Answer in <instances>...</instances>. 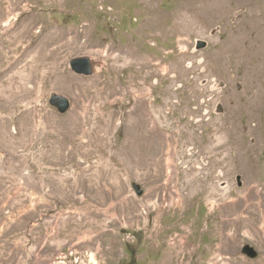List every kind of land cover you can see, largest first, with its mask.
<instances>
[{"label": "rangeland", "instance_id": "rangeland-1", "mask_svg": "<svg viewBox=\"0 0 264 264\" xmlns=\"http://www.w3.org/2000/svg\"><path fill=\"white\" fill-rule=\"evenodd\" d=\"M196 1L0 0V264H264V97L219 60L264 0Z\"/></svg>", "mask_w": 264, "mask_h": 264}, {"label": "bare ground", "instance_id": "bare-ground-1", "mask_svg": "<svg viewBox=\"0 0 264 264\" xmlns=\"http://www.w3.org/2000/svg\"><path fill=\"white\" fill-rule=\"evenodd\" d=\"M229 1L204 0L202 2V9L196 10L197 13L193 11L192 14L202 21L207 17L211 21L223 19L230 12L228 8ZM236 1L238 4L249 3V0ZM195 2L197 1L195 0ZM261 17L263 15L246 18L236 30L233 29L234 33L232 32L233 34L221 43L222 50H220L219 58L220 62H222L224 60L223 56L227 54L230 60H234L241 68H244L242 77L245 84L248 90L256 87L259 88L260 93L258 92L259 94H257L259 98L261 96L264 97V20L260 24L259 18ZM254 22L255 25H252ZM247 25L250 26L247 28ZM254 60H256V63L253 62ZM248 102L251 105H255V101L252 98L248 99Z\"/></svg>", "mask_w": 264, "mask_h": 264}, {"label": "water", "instance_id": "water-1", "mask_svg": "<svg viewBox=\"0 0 264 264\" xmlns=\"http://www.w3.org/2000/svg\"><path fill=\"white\" fill-rule=\"evenodd\" d=\"M208 47L206 41H197V49H205ZM70 69L77 75L92 76L95 71L94 60L89 56L75 57L70 62ZM49 104L56 108L60 114H66L71 108V101L68 97L58 93H51L49 98ZM222 108V107H221ZM220 108L219 112H222ZM237 183L239 187H243L242 177H237ZM138 195L143 194V190L140 185H134ZM242 253L251 259L259 257V251L252 245L247 244L243 247Z\"/></svg>", "mask_w": 264, "mask_h": 264}, {"label": "crops", "instance_id": "crops-1", "mask_svg": "<svg viewBox=\"0 0 264 264\" xmlns=\"http://www.w3.org/2000/svg\"><path fill=\"white\" fill-rule=\"evenodd\" d=\"M37 50H39V49L32 50L31 56H29V54H28V56H26V58H27L26 60H28L29 57H32L31 58L32 59L31 60V63L34 64V66L37 63V60H36V55H37V52H38ZM21 65H22V63H21ZM18 73L22 74V71H20V72L19 71H16L15 72V74H18ZM10 75L13 76L12 74H10ZM58 81L59 80L56 79L54 82L58 83ZM250 183L252 184L253 181L250 182ZM222 190H224V189L222 188ZM233 190H235V189H232L231 188L229 192L231 193ZM238 195H239V197H238L236 203H237L238 208L241 209V210H247L248 203L253 199V196L254 197L257 196V195H253L252 193H249L247 190H245V192H240V193L238 192ZM205 256L206 255L204 253L202 255L200 254L199 255V259H201V258L205 259L204 262L207 261L208 264H219V261H218L219 260V257H218V255H216V254L215 255L214 254L213 255L212 254H208L206 257ZM203 259L201 260L202 262H203Z\"/></svg>", "mask_w": 264, "mask_h": 264}]
</instances>
